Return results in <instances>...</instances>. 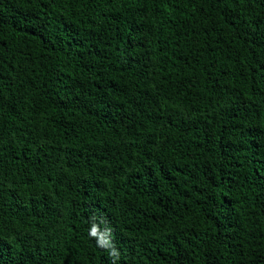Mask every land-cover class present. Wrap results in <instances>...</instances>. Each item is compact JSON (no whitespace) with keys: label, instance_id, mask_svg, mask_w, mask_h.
Listing matches in <instances>:
<instances>
[{"label":"trees","instance_id":"16d2710c","mask_svg":"<svg viewBox=\"0 0 264 264\" xmlns=\"http://www.w3.org/2000/svg\"><path fill=\"white\" fill-rule=\"evenodd\" d=\"M0 264H264V0H0Z\"/></svg>","mask_w":264,"mask_h":264}]
</instances>
